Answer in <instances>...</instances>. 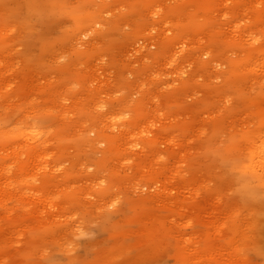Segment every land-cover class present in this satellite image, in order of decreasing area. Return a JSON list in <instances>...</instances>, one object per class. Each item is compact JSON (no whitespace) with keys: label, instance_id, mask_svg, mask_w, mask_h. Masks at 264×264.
<instances>
[{"label":"rangeland","instance_id":"rangeland-1","mask_svg":"<svg viewBox=\"0 0 264 264\" xmlns=\"http://www.w3.org/2000/svg\"><path fill=\"white\" fill-rule=\"evenodd\" d=\"M263 54L264 0H0V264H264Z\"/></svg>","mask_w":264,"mask_h":264},{"label":"bare ground","instance_id":"bare-ground-1","mask_svg":"<svg viewBox=\"0 0 264 264\" xmlns=\"http://www.w3.org/2000/svg\"><path fill=\"white\" fill-rule=\"evenodd\" d=\"M125 6H127V5H125ZM150 7H151V6H150ZM135 8H136V7H135ZM230 10H231V9H230ZM230 10H229V11H230ZM229 11H228V12H229ZM165 12H166V11H165ZM137 13H138V12H137ZM114 16H115V15H114ZM170 17H171V16H170ZM112 21H113V20H112ZM135 21H136V19H135ZM116 22H117V21H116ZM197 22H198V21H197ZM124 23H127V21L124 22ZM130 25H131V24H130ZM148 28H149V27H148ZM87 30H88V29H87ZM90 32H91V31H90ZM186 33H187V32H186ZM181 35H182V34H181ZM221 38H222V37H221ZM224 43H225V42H224ZM99 44H100V43H99ZM101 44H102V43H101ZM222 44H223V43H222ZM100 46H101V45H100ZM167 47H168V46H167ZM168 48H169V47H168ZM215 49H216V47H215ZM220 49H221V48H220ZM113 50H114V49H113ZM113 50H112V51H113ZM86 52H87V51H86ZM114 52H115V50H114ZM168 52H169V51H168ZM260 53H261V52H260ZM105 54H106V53H105ZM105 54H104V55H105ZM117 54H118V53H117ZM101 55H102V54H101ZM107 55H108V54H107ZM111 56H112V55H111ZM249 56H250V55H249ZM263 56H264V54H263ZM119 57H120V56H119ZM104 59H105V56H104ZM261 60H262V59H261ZM86 61H87V60H86ZM249 61H250V59H249ZM249 61H248V62H249ZM248 62H247V63H248ZM99 64H100V63H99ZM106 64H107V62H106ZM106 64H103V65L106 66ZM252 64H253V63H252ZM109 66H110V65H109ZM99 67H100V65H99ZM101 67H102V66H101ZM197 68H198V67H197ZM239 68H240V67H239ZM104 69H105V67H104ZM111 69H112V68H111ZM138 69H139V68H138ZM108 70H109V69H108ZM128 70H129V69H128ZM237 70H238V69H237ZM247 70H248V69H247ZM252 70H253V69H252ZM253 71H254V70H253ZM255 71H256V70H255ZM6 72H7V71H6ZM137 74H138V73H137ZM137 74H136V75H137ZM202 74H203V73H202ZM117 80H118V79H117ZM100 85H101V84H100ZM3 87H4V86H3ZM98 87H99V86H98ZM1 91H2V90H1ZM5 91H6V90H5ZM97 93H98V92H97ZM97 93H96V94H97ZM87 96H88V95H87ZM94 97H95V95H94ZM83 98H84V97H83ZM80 99H81V98H80ZM74 100H75V99H74ZM52 103H53V102H52ZM72 104H73V103H72ZM65 113H67V112L65 111ZM71 115H72V114H71ZM73 115H74V114H73ZM66 116H67V115H66ZM60 117H61V116H60ZM17 119H18V118H17ZM23 121H24V120H23ZM83 122H84V121H83ZM113 122H114V120H113ZM111 125H112V124H111ZM108 126H109V125H108ZM122 126H123V125H122ZM22 129H23V128H22ZM27 130H28V129H27ZM20 133H21V132H20ZM111 133H112V132H111ZM23 134H24V133H23ZM19 136H20V135H19ZM119 137H120V136H119ZM105 138H106V137H105ZM106 139H107V138H106ZM37 143H39V142H37ZM37 143H36V144H37ZM34 144H35V143H34ZM34 144H32V145H34ZM41 144H42V143H41ZM121 145H122V144H121ZM24 147H25V146H24ZM117 147H118V146H117ZM18 148H19V147H18ZM83 149H84V148H83ZM17 150H18V149H17ZM32 152H33V151H32ZM18 153H19V152H18ZM39 153H40V152H39ZM263 153H264V152H263ZM29 159H30V158H29ZM260 159H261L260 162H261L263 165H261V163H259V166H258V167L260 168V166H261V167L263 166V168H264V163H263L264 161H262V160H263L262 157H260ZM258 162H259V161H258ZM253 163L255 164V162H253ZM256 163H257V161H256ZM254 164H253V166H254ZM257 165H258V164H257ZM255 167H257V166L255 165L254 168H255ZM29 168H30V167H29ZM256 169H258V168H256ZM256 169H255V170H256ZM258 170H259V169H258ZM260 170L262 171V168H260ZM263 172H264V170H263ZM257 173H258V172H257ZM259 173H261V172L259 171ZM262 174H263V173H262ZM263 175H264V174H263ZM3 183H4V182H3ZM23 200H24V199H23Z\"/></svg>","mask_w":264,"mask_h":264}]
</instances>
